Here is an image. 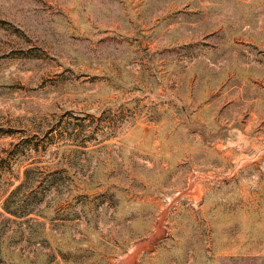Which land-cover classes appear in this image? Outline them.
Masks as SVG:
<instances>
[{"label": "rangeland", "instance_id": "obj_1", "mask_svg": "<svg viewBox=\"0 0 264 264\" xmlns=\"http://www.w3.org/2000/svg\"><path fill=\"white\" fill-rule=\"evenodd\" d=\"M0 264H264V0H0Z\"/></svg>", "mask_w": 264, "mask_h": 264}, {"label": "trees", "instance_id": "obj_2", "mask_svg": "<svg viewBox=\"0 0 264 264\" xmlns=\"http://www.w3.org/2000/svg\"><path fill=\"white\" fill-rule=\"evenodd\" d=\"M25 173V181L20 183L15 189L12 190L3 206V210L7 214L14 215L16 217L26 216L32 213L34 210H37V213L35 214L37 217L53 219L54 214L58 212L60 206L58 203H56V205L51 204L50 199H52L53 196L51 198H49L50 196L47 197L49 200L46 199V196H48L47 193L51 194L50 191H53L51 185L46 186V189H42L41 187H43V177L40 179V172L37 173L36 171L28 168ZM45 180H47L50 184L53 179L50 180L49 178ZM79 190L82 191L83 189L79 187L77 192H79ZM30 201L35 202L32 209L29 207V204L31 203ZM44 201L45 205L42 206ZM36 223L41 225L40 221H37ZM41 232H45V229L42 228ZM46 234L44 236H46ZM56 252L53 253L55 262H57L58 256H61L63 259L66 258L65 256H68V251L64 250L62 247H57Z\"/></svg>", "mask_w": 264, "mask_h": 264}]
</instances>
